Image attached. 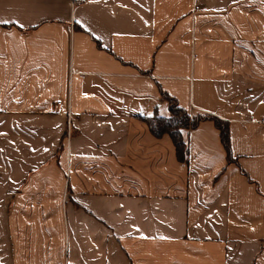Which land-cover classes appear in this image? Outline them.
<instances>
[{
	"label": "crops",
	"instance_id": "crops-1",
	"mask_svg": "<svg viewBox=\"0 0 264 264\" xmlns=\"http://www.w3.org/2000/svg\"><path fill=\"white\" fill-rule=\"evenodd\" d=\"M0 264H264V0H0ZM181 131L186 161L143 117ZM60 102V105L57 104Z\"/></svg>",
	"mask_w": 264,
	"mask_h": 264
},
{
	"label": "trees",
	"instance_id": "trees-1",
	"mask_svg": "<svg viewBox=\"0 0 264 264\" xmlns=\"http://www.w3.org/2000/svg\"><path fill=\"white\" fill-rule=\"evenodd\" d=\"M168 101L169 116L162 117L156 113L151 116L143 117V121L147 124L149 131L159 137L163 134L170 136L175 147V153L178 161H186L187 147L183 141L181 131L184 129H192L197 126L200 121L211 120L219 130L221 143L227 153V159H232L229 141L228 122L211 114L197 115L191 117L186 110L179 107L175 99L165 95Z\"/></svg>",
	"mask_w": 264,
	"mask_h": 264
},
{
	"label": "snow or ice",
	"instance_id": "snow-or-ice-1",
	"mask_svg": "<svg viewBox=\"0 0 264 264\" xmlns=\"http://www.w3.org/2000/svg\"><path fill=\"white\" fill-rule=\"evenodd\" d=\"M0 23H7V21H0Z\"/></svg>",
	"mask_w": 264,
	"mask_h": 264
},
{
	"label": "built area",
	"instance_id": "built-area-1",
	"mask_svg": "<svg viewBox=\"0 0 264 264\" xmlns=\"http://www.w3.org/2000/svg\"><path fill=\"white\" fill-rule=\"evenodd\" d=\"M57 104H59V105H60V102H58Z\"/></svg>",
	"mask_w": 264,
	"mask_h": 264
}]
</instances>
